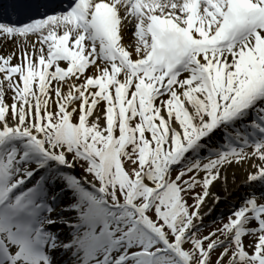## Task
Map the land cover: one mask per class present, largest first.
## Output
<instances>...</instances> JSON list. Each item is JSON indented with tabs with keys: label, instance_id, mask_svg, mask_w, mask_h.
Listing matches in <instances>:
<instances>
[{
	"label": "snow or ice",
	"instance_id": "6c2138e0",
	"mask_svg": "<svg viewBox=\"0 0 264 264\" xmlns=\"http://www.w3.org/2000/svg\"><path fill=\"white\" fill-rule=\"evenodd\" d=\"M0 264H264V0H0Z\"/></svg>",
	"mask_w": 264,
	"mask_h": 264
}]
</instances>
